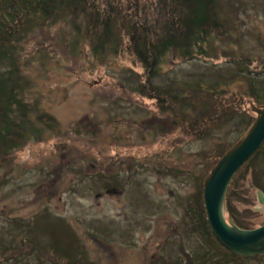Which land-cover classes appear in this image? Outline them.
<instances>
[{
    "label": "rangeland",
    "instance_id": "obj_1",
    "mask_svg": "<svg viewBox=\"0 0 264 264\" xmlns=\"http://www.w3.org/2000/svg\"><path fill=\"white\" fill-rule=\"evenodd\" d=\"M221 4L229 31L215 47L220 56L215 63L248 57L254 61L251 71L262 75L257 66L264 62V0ZM73 37L57 25L36 29L20 44L26 100L58 128L27 145L13 167L0 168V247L19 245L22 226L47 214L75 234L86 256L83 264H155L160 257L167 264H264V256L225 258L194 229L199 179L210 174L214 150L234 146L246 126L231 122L200 140L173 132L155 102L135 92L142 70L130 55L103 64ZM204 64L164 71L170 79L185 80L189 73L205 72ZM230 90L244 97L243 110L256 119L248 87L236 84ZM259 191L249 169L228 198L248 230L264 225ZM226 219L235 224L227 210ZM4 264L42 263L32 256Z\"/></svg>",
    "mask_w": 264,
    "mask_h": 264
},
{
    "label": "trees",
    "instance_id": "obj_2",
    "mask_svg": "<svg viewBox=\"0 0 264 264\" xmlns=\"http://www.w3.org/2000/svg\"><path fill=\"white\" fill-rule=\"evenodd\" d=\"M221 1L0 0V168L13 167L17 154L31 143L42 142L45 132H57L56 121L27 102L29 86L18 63L20 44L33 31L57 25L68 28L73 41L82 39L103 64L130 55L142 70L136 74L135 92L155 102L156 111L167 115L173 132L200 140L236 121L246 126L242 138L256 119L243 110L244 97L230 89L244 84L248 87L246 97L253 104L264 105V62L257 66L262 75L251 71L254 61L248 57L215 63L220 57L215 47L226 41L229 31ZM199 63L206 71L189 73L185 80L170 79L164 71L167 66L175 70L183 64ZM232 147L224 144L214 150L207 175ZM249 169L253 186L264 193V146L236 174L227 193V214L245 230L252 228L236 218L228 198ZM203 179L198 184V211L194 210L199 221L194 229L214 251L232 261L241 260L221 245L210 229ZM100 182L104 186L110 183L103 177ZM28 225L22 226L26 239L19 245L0 247V264L32 256L42 264H83L86 260L75 234L62 221L46 214ZM200 260L207 263L208 257ZM156 261L167 264L162 257Z\"/></svg>",
    "mask_w": 264,
    "mask_h": 264
},
{
    "label": "water",
    "instance_id": "obj_3",
    "mask_svg": "<svg viewBox=\"0 0 264 264\" xmlns=\"http://www.w3.org/2000/svg\"><path fill=\"white\" fill-rule=\"evenodd\" d=\"M257 115L255 123L212 169L203 182L204 206L210 229L216 239L236 256L256 258L264 256V225L245 230L226 219L228 188L240 169L264 146V107L251 104ZM264 208V194L257 193Z\"/></svg>",
    "mask_w": 264,
    "mask_h": 264
}]
</instances>
